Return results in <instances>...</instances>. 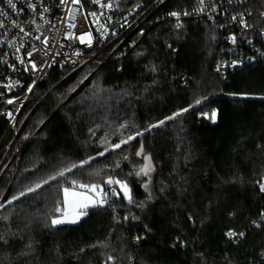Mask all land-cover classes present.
<instances>
[{"label": "trees", "instance_id": "obj_1", "mask_svg": "<svg viewBox=\"0 0 264 264\" xmlns=\"http://www.w3.org/2000/svg\"><path fill=\"white\" fill-rule=\"evenodd\" d=\"M152 4L116 6L126 13ZM194 10V0H169L126 59L50 71L17 137L0 115V264H264V65L218 73L211 23L182 18L176 28L168 19ZM198 100L215 121L194 108ZM168 117L130 148L94 159L109 138ZM143 153L154 174L127 179L131 200L120 192L78 224L53 226L64 188L80 189L75 181L99 192L116 171H136L123 156L137 163Z\"/></svg>", "mask_w": 264, "mask_h": 264}, {"label": "built area", "instance_id": "obj_2", "mask_svg": "<svg viewBox=\"0 0 264 264\" xmlns=\"http://www.w3.org/2000/svg\"><path fill=\"white\" fill-rule=\"evenodd\" d=\"M118 1L12 0V8L8 0H0V115L15 137L24 108L50 71L66 68L75 72L90 62L103 65L112 57L126 59L144 38L151 16L169 0H153L149 7L126 13L117 10ZM194 1L192 13L170 14L168 19L176 28L182 18L211 23L220 55L218 73L223 76L230 69L264 65V9L258 8L260 0ZM106 4L111 7L103 6ZM119 196L118 184L111 183L98 192L97 199L106 207Z\"/></svg>", "mask_w": 264, "mask_h": 264}, {"label": "snow or ice", "instance_id": "obj_3", "mask_svg": "<svg viewBox=\"0 0 264 264\" xmlns=\"http://www.w3.org/2000/svg\"><path fill=\"white\" fill-rule=\"evenodd\" d=\"M9 4L11 5L12 8H15V4L12 3V0H8ZM63 2V0H62ZM74 3L78 2V0H73ZM94 3H97L98 0H93ZM201 3H203V0H201ZM105 7H111V4H106L103 5ZM34 7V6H33ZM188 13H185V15H187ZM91 15L95 16V13H91ZM171 15L173 16H178L177 13L173 12L171 13ZM235 19V18H234ZM179 27V25H177ZM69 27H74V24H70ZM79 39L81 40V42H84V36L81 35L79 37ZM233 42H235V38L233 37ZM89 42H90V38H89ZM29 55H31V53H29ZM33 67H35V64H33ZM8 87H11V85H8ZM9 103H12L11 100L8 101ZM197 104L200 103V101L198 100L196 102ZM183 111H188V109H184ZM181 113H175L174 115H180ZM174 117H168V119H173ZM211 118L213 119V121H215L216 118V112L213 111L211 114ZM161 123H163V121H161ZM155 127V125L153 126ZM129 139H134V137H129ZM121 143H127V141H122ZM120 144H116L114 145V148H119ZM139 154V153H138ZM101 155H103V153H101ZM146 160L149 161L148 164L145 165L144 168H141L139 172H137V175H147L148 171L151 168L150 165V158L146 157ZM85 163H87L85 161ZM61 176L64 175L63 172L60 173ZM47 182V181H46ZM107 183L111 184V183H116V184H120V181H107ZM73 185L74 187H78L81 189H88L90 191L95 192L96 186L92 185L91 188L89 189L88 185H84V184H80V185H76L75 181H73ZM39 187V185L37 186ZM145 187H147V185H145ZM120 188L123 190L124 195L131 200V197L129 195V190H128V186L126 184H120ZM260 190L264 191V183L260 184ZM29 191H33V189H29ZM63 194H64V199H63V208H56V212L61 213L59 218L53 219L52 220V224L53 225H59V224H65V223H71V224H75L77 223L81 217L86 216L87 213V209L90 206H96L97 203H103V201H96L93 199V197L89 196L87 194V192H78L75 191L74 188H64L63 190ZM21 195H23V193H21ZM15 199V197H14ZM9 203H11V201H9ZM264 215V214H262ZM227 236L229 237H235L236 235H240L243 236V233H235L232 231H229L227 234ZM0 239H2V237H0Z\"/></svg>", "mask_w": 264, "mask_h": 264}, {"label": "rangeland", "instance_id": "obj_4", "mask_svg": "<svg viewBox=\"0 0 264 264\" xmlns=\"http://www.w3.org/2000/svg\"><path fill=\"white\" fill-rule=\"evenodd\" d=\"M86 80V78H83L82 80H80L79 82H78V84L77 85H75L74 86V90L75 89H77L84 81ZM200 101V103L199 104H197V103H195L194 104V108H196V109H198V111L200 112V113H202L203 115H205L208 119H211V120H213L212 118H211V114H212V111H210V109H208V107H206L205 105H204V101L203 100H199ZM179 116V115H178ZM170 120H172V119H166L165 121H163V123H157V124H153V125H151V126H149L148 128H146V129H144V130H140V131H137V127L136 126H134L135 128H136V130H135V128H133V129H131V130H126V132L125 133H121L120 135H115V136H113V138L111 139V138H109L106 142H105V146H104V150H103V155H106V154H109V153H113V154H116V153H118L119 151H121V150H126L127 148H130V146L132 145V143L134 142V141H137V139L139 138V137H141L142 135H144L145 133H147V132H150V131H153V130H156V129H159V128H161V126L163 125V124H166L168 121H170ZM129 123H133V121H129V119H128V121H126V124L125 125H127V124H129ZM125 125H120V128H118L117 130L119 131V132H121V130H123V127L125 126ZM155 125V127H153ZM131 127H133V126H131ZM118 137V139L117 140H114L115 138H117ZM129 137H134V139H129ZM114 141H116V142H114ZM122 141H127V143H121ZM116 144H120V147L119 148H114V145H116ZM125 147V148H124ZM122 148H124V149H122ZM137 152V151H136ZM146 154L147 153H143L142 154V161L141 162H137V163H134L132 160H131V158L129 157V156H127V157H122V162L123 161H128L127 163H128V165L129 166H132L134 169H136V171L134 172V173H132V174H130V175H128L127 173L125 174V173H120V172H118V171H116V176L114 177V179L112 178V179H110V178H108L107 180H106V182L107 181H109V180H113V181H120V184H126L127 186H128V190H129V195L131 196V190H130V188H129V182L127 181V179H129V178H132V176H133V174H134V176H135V178L136 179H138V180H142V179H144L145 181L147 180V181H150L151 179H152V176H153V174H154V167H153V165H152V163H151V161H150V165H151V168H150V170L148 171V174L147 175H143V174H141V175H137V172H139L140 171V169L141 168H144L145 166V164H148L149 163V161L148 160H146L145 158H146ZM18 155V153H16V155H15V157ZM103 155H99V156H96V157H94V159H96V158H98V157H101V156H103ZM136 156V153H135V155H134V157ZM87 163L88 162H90V161H86ZM146 162V163H145ZM87 163H83V164H80V165H75V166H72L70 169H69V172H72L75 168H78V167H80V166H82V165H85V164H87ZM121 166V165H120ZM69 172H66V173H69ZM121 178H125L126 180H124V181H122L121 180ZM120 184H118V186H119V188H120ZM91 187H89V189H90ZM96 191L95 192H93V191H90V190H88V189H74L75 191H78V192H87V194L89 195V196H91V197H93V199L94 200H96V201H98V199H97V196H98V187H96ZM120 192L123 194V196L125 197V199H127V200H129L125 195H124V193H123V190L120 188ZM63 199H64V194H63ZM96 206H99V203H97V205ZM96 206H90L88 209H90V208H93V207H96ZM63 208V207H62ZM87 209V210H88ZM60 215H61V213H59V215L57 216V217H55L54 219H56V218H59L60 217ZM84 218V216L83 217H81L80 218V220L77 222V223H75V224H71V223H65V224H59V225H53V226H62V225H76V224H78L82 219Z\"/></svg>", "mask_w": 264, "mask_h": 264}, {"label": "water", "instance_id": "obj_5", "mask_svg": "<svg viewBox=\"0 0 264 264\" xmlns=\"http://www.w3.org/2000/svg\"><path fill=\"white\" fill-rule=\"evenodd\" d=\"M74 94H75V93H74ZM72 96H73V95H72ZM70 98H71V97H70ZM70 98H69V99H70ZM69 99H68V100H69ZM66 102H67V101H66ZM47 122H48V121H46V122L40 127V129L36 132V134H37V133H38V132H39V131L45 126V124H46ZM36 134H35V135H36Z\"/></svg>", "mask_w": 264, "mask_h": 264}]
</instances>
